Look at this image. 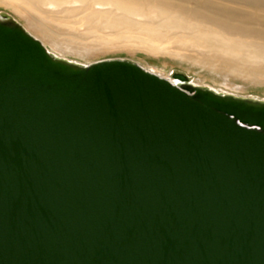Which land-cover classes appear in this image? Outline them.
<instances>
[{"label":"water","instance_id":"obj_1","mask_svg":"<svg viewBox=\"0 0 264 264\" xmlns=\"http://www.w3.org/2000/svg\"><path fill=\"white\" fill-rule=\"evenodd\" d=\"M172 79L0 14V264H264V101Z\"/></svg>","mask_w":264,"mask_h":264},{"label":"bare ground","instance_id":"obj_2","mask_svg":"<svg viewBox=\"0 0 264 264\" xmlns=\"http://www.w3.org/2000/svg\"><path fill=\"white\" fill-rule=\"evenodd\" d=\"M1 1L2 3L13 5L14 9L22 14L26 13L27 9H30L31 12L32 10H34L35 12H39L40 14H42L40 16L49 14L52 17L51 18L48 17V18L51 20L53 18L55 25L58 26L61 25L65 29L69 30L68 38L62 39L60 38V34H57L52 30L54 28L53 27L54 25L52 26L53 28L49 27V25H46L48 23L45 24L44 22L45 19L42 20L43 17H41V19L38 18L36 19L33 15L31 18L34 20V22L28 23L29 24L28 27L30 28V30H32L37 35H39L44 41L48 42L51 45V47L54 49V51L60 55L69 54V55H77L84 57L91 54L92 52H94L95 48L94 46L91 45V42L90 44L86 42L87 40L89 41L90 38L92 41L93 39H97L98 41L102 40L106 43L108 41L110 42L109 40L110 35L107 36L106 35L107 33L106 34L103 33L105 27L104 26L102 27L99 21H97V19L98 17H101L102 20L103 19L105 20L107 16L104 15L105 18H103L100 15L110 14V12L114 13L115 11H120L121 9H122L121 11L124 10L123 11L124 14L130 15L131 12L130 9L128 12L127 8L123 9L120 6V5H127L128 7L139 8V9L149 7L150 13L146 15H142V14H137V12H135L136 14H131L132 18L135 19L136 17V18H145L143 20H151L152 24L149 25L142 24L143 26H146L148 31L152 33L149 34V32H146V34L147 33L149 34V35L147 34L148 37H150V35L151 37H153V33L156 32V34L158 33L161 36L162 35L168 36L169 39L175 40L177 43L181 45H187L188 46L187 49L189 51L183 53L176 52L174 53V56L182 61H186L187 63H189V66L191 67H193V65L204 66L206 63L201 61L198 56L200 55L206 57L207 55L208 57H212L213 59H215V62L218 64L217 66H213V67L211 66L212 71H215V69L219 67V69H222L223 71H228V72L232 71V73L235 75L236 73L241 72L244 73L243 75H247L249 77H253L257 73H259L258 70L254 69L253 65L257 62V60H259L257 58L258 53L264 50V0H113V2L115 1L120 5H116L115 2L113 3L110 0L106 3H102L103 1L100 2V0L99 2L97 0L96 1L94 0L95 2H91L87 0H74L73 2H70V4L73 5L72 7L69 6L64 7L63 6L64 3L56 2L53 0H1ZM82 3L85 4L84 8L80 7ZM118 6H120L121 8H119ZM55 11L56 13H54ZM84 13L88 14L86 16L87 21L84 24L81 23V21L83 20L82 18H80L81 20L79 19L80 20V21L78 20L79 22L72 21V22H68V25L66 24L65 26H63L62 19H60L61 17L59 16L62 15V17L63 16L67 17L71 15L73 17H77ZM37 14L35 16L39 17V15ZM48 18L46 20L50 21L48 20ZM121 18L123 20V17ZM157 19L158 22L155 21ZM139 20L140 19H138V21ZM53 21L50 22L53 23ZM116 21L118 20H115V22ZM132 22L134 23L136 21L133 20L131 21V23ZM51 23L49 24L52 25ZM122 23L121 24L119 23L120 26L125 24ZM79 24L86 25L84 31L80 32L76 28L77 26H79ZM111 25L114 24L111 23ZM129 25L130 27L133 26L131 24ZM134 25L136 24L134 23ZM138 28L140 27L138 26ZM131 31L133 32V30ZM144 31H141L142 34ZM118 34L119 33L111 35V38L118 37ZM142 34H140V37ZM122 35H124V33ZM136 37L137 35L134 38ZM138 37H139V33H138ZM150 38H148V40ZM155 38L156 37L154 35L153 40L152 38L149 40L153 42L151 43L149 50L152 51H155L156 49L164 50L163 48H161L162 44L161 47H157L155 45L156 44ZM158 38L159 37H157V40ZM162 40L163 38L161 39V41ZM98 41L96 42L98 43ZM131 45L133 46V44ZM129 47L131 46L129 45ZM200 51L201 52L203 51L204 53H201ZM49 53L52 54L51 52ZM53 55L55 58L58 59L60 58V56H58L57 54L53 53ZM147 71L154 73L157 76H160L154 71L151 70H147ZM160 77L164 78L162 76ZM164 79L169 80L171 83H173L176 86L181 85L179 81H176L170 77L165 76ZM220 81L222 82L221 83L222 87H220V89L211 88L213 91L221 94L237 96L235 94L226 92L221 88H223L224 86V88L227 87L228 89V87L233 86L234 92L235 91L237 92L242 89L241 87L232 84L228 80L227 74L223 75V77L220 78ZM192 84L194 83L192 82Z\"/></svg>","mask_w":264,"mask_h":264},{"label":"rangeland","instance_id":"obj_3","mask_svg":"<svg viewBox=\"0 0 264 264\" xmlns=\"http://www.w3.org/2000/svg\"><path fill=\"white\" fill-rule=\"evenodd\" d=\"M53 1L64 3L63 4L64 7H68V6L72 7L73 5L70 4V2H73L74 0H53ZM87 1L95 2L96 0L95 1L94 0L93 1L92 0H87ZM97 1L99 2V0H97ZM108 1L109 0H100V2H102V3H106ZM110 1L113 2V0H110ZM115 4L116 5H120V4L116 3V2H115ZM84 6H85V4L82 3L80 7L84 8ZM120 6L123 9L127 8L128 12H129V9H130V11L132 13L130 12V15L129 14H124L123 13L124 10L121 11L122 10L121 9L120 11H115L114 13L110 12V14L100 15L103 18H105V16H107V18H105V20L104 19L102 20L101 17H98L97 21H99V23H100V25L102 27L103 26L105 27V29H104L105 31L103 30V33L104 34L107 33L106 34L107 36L110 35V37H109L110 38L109 39L110 42L108 40H105V41H108L106 43V42H104L102 40L98 41L97 39H93V38H92L93 39V41H92L91 38H90L89 41L87 40L86 42L88 44H90V42H91V45L94 46L95 50L91 54H89L87 56H84V57L77 56V55H69V54H65L66 56L58 54L57 52L54 51V49L51 47V45L48 42L44 41L39 35H37L32 30H30V28L28 27V25H29L28 23L29 22L30 23L34 22V20L31 18L33 15H34V17L36 19L37 18L41 19V17H43L42 20H44V19L46 20L48 17L51 18L52 17L51 15L47 14L48 16L47 15L40 16L42 14H40L39 12H35L34 10H32V12H33L32 13L30 11V9H27V12L22 14V13L18 12L17 10H15L13 5L2 3L1 0H0V14H7L10 17H12L16 22H18L21 26H23V28H25L30 34H32L37 40H39L49 52H51L52 54L53 53L57 54L58 56H60L61 59H64V60H67V61H70V62H73V63H77V64H81V65H89V64H92V63H96V62H100V61H104V60H112V59L131 60V61L139 64L141 67H143V68H145L147 70L154 71L155 73L159 74L160 76H162L164 78H165V76L172 78V74H174V73H182V74H185L189 78V80L191 82H193L194 84H196L198 86L208 87V88H215V89H220V87H222V84H221L222 82L220 81V78L223 77V75L227 74L228 80L232 84H234L235 86L241 87L242 89L237 91V92L236 91L234 92L233 91V86L228 87V89H227V87L224 88V86H223V88H221L222 90H224L226 92H229V93H232V94H235L238 97L251 98V99H257V100L264 101V50L260 51L258 53L257 58L259 60H257V62L253 65L254 69L259 71V73H257L255 76H253L254 78L253 77H249L247 75H243L244 73H241V72H238L235 75V74L232 73V71L231 72L230 71L229 72L228 71H223L222 69H219V67H217V69H215V71H212L211 66L212 67L213 66H217L218 64L215 62V59H213L212 57H208L207 55H206V57L205 56L203 57V56H200V55L198 56L201 61L206 63L205 65L203 64L204 66H202V65L201 66L200 65H193V67H191V66H189V63H187L186 61H182L179 58L174 56V53H176V52L183 53V52L189 51L187 49L188 46L187 45H181V44L177 43L175 40L169 39L168 36H165V35L161 36L158 33L156 34V32H154L153 33V37H154V35L156 37L155 38L156 39V41H155L156 44L155 45L157 47H161V44H162L161 48H163L164 50H159V49L157 50L156 49L155 51H158V52L149 50L151 43H153V42H151L149 40L151 38L153 40V37H151V35H150L151 38L148 37V35L151 32L148 31L147 27L143 26L142 24H147V25L152 24L151 20H143L145 18H136V17L134 19V18H132V15H131V14H136L135 12H137V14L146 15V14L150 13L149 7L148 8H143V9H139V8L128 7L127 5H120ZM120 6H118V7L121 8ZM52 12H53V10H52ZM54 13H56V11ZM36 14L39 15V17L38 16L36 17L35 16ZM24 15L26 16V18H25ZM87 15H88L87 13H84V14L79 15L77 17H73L71 15L67 16V17H64V16L62 17V15H59V16L61 17L60 19H62V22H63L62 25L65 26L66 24L68 25V22L78 21L80 18H82V20H83V21H81V23L84 24L87 21V17H86ZM44 16L47 17V18H45ZM128 16H130V17H128ZM121 17H123V20H122ZM49 18H48V20H50L51 22L54 20L53 18H52V20L49 19ZM138 19H140V20L138 21ZM45 20H44L45 24L48 23L46 25H49V27H51V28L54 27L52 30L55 33H57V34H60V38H62V39H67L68 38L69 30L65 29L61 25H59V26L55 25L54 21H53V23H51L50 21H47V20L45 21ZM115 20H118L120 24L122 22L125 23V24L122 23L123 25L120 26L118 21L115 22ZM133 20L136 21V22H134L136 25H134L133 22H132L133 24L131 23V21H133ZM126 21H127V23H129V24H131L133 26L130 27V25L127 24ZM155 21L158 22V19L155 20ZM49 23H51L52 25H50ZM104 23H105V25H104ZM111 23L114 24L115 28H117L118 30L115 29L114 25H111ZM116 23L119 24V25H117ZM83 24H81V25L79 24V26L76 27L80 32L84 31L85 28H86V25H83ZM127 26L130 27V28H128ZM138 26L140 28H143V29L138 28ZM109 29H112V30H109ZM131 30H133V32ZM129 31H131L132 33L129 32ZM134 31H136V32H134ZM141 31H144L143 34H142ZM137 32L139 33V37H138V33ZM146 32H149V34L147 33L148 34L147 35ZM117 33L120 34V35L118 34V37L111 38V35L117 34ZM123 33H124V35H122ZM133 33H134L135 36L137 35L136 38H134L135 36L133 35ZM140 34H142L144 37L142 35L140 37ZM124 36H125V38H124ZM157 37L160 38V40L158 38V40L160 42L157 40ZM161 37L166 42H164L163 40L161 41V39H162ZM164 37H166V38H164ZM148 38H150V39L148 40ZM146 39H147V41H146ZM96 41H98V43ZM171 42L172 43L174 42V43L172 44ZM163 43H165V44H163ZM128 44L131 47H129ZM131 44H133V46ZM201 53H204V52L202 51ZM257 66H258V68H257Z\"/></svg>","mask_w":264,"mask_h":264}]
</instances>
